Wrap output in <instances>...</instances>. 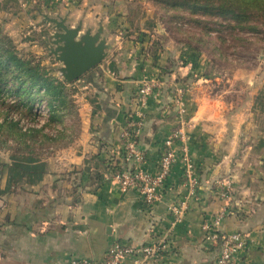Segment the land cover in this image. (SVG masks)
I'll return each mask as SVG.
<instances>
[{"label":"crops","instance_id":"0c3cea01","mask_svg":"<svg viewBox=\"0 0 264 264\" xmlns=\"http://www.w3.org/2000/svg\"><path fill=\"white\" fill-rule=\"evenodd\" d=\"M59 10L62 18L52 20L78 28L77 38L89 34L104 45V60L71 83L62 78L63 65L47 43L62 31L51 21L35 22L23 36L16 21L23 12L21 0H0V34L16 43V51L38 60L67 90V104L59 113L64 125L43 128L50 140L29 139L26 154H13L12 175L0 192V264L95 261L114 242L144 245L163 236L172 251L156 264H213L217 250L203 241L201 224L226 203L218 197L215 181L230 184L220 230L243 232L248 238L238 264H264V87L247 102L233 103L213 94L211 80L197 79L190 66L169 68L163 46L158 51L151 35L131 31L136 19L127 0L65 3ZM145 79L183 81L187 87L185 130L200 188L177 223L170 207L187 195L181 164L166 178L162 200L152 209L135 192L121 193L108 178L111 159L131 167L117 155L119 135L136 108L137 85ZM170 101L171 90L164 87L144 110L137 146L144 155L142 168L150 173L164 140L179 126ZM70 119L76 124H68Z\"/></svg>","mask_w":264,"mask_h":264},{"label":"rangeland","instance_id":"374dc122","mask_svg":"<svg viewBox=\"0 0 264 264\" xmlns=\"http://www.w3.org/2000/svg\"><path fill=\"white\" fill-rule=\"evenodd\" d=\"M85 1L89 4L93 0H21L23 12L16 17V21L22 27L20 31L24 36L27 27L33 26L35 22L45 24L54 18H62L59 8L62 9L65 3L68 6H80ZM127 1L131 2L132 16L136 19L130 27L131 31L138 30L151 35L152 46L158 51L163 46L169 53L166 57V66L169 68L177 63L190 66L195 70L197 79L211 80L208 86L213 94H223L233 103H240L242 100L247 102L253 94H258V88L264 87V14L248 15L252 19L249 25L255 28L248 30L247 26L240 28L242 24L236 26L234 22L227 23V20L215 17L210 12L205 14L203 11L176 5L175 0ZM54 39L48 38L47 41L53 48ZM14 44L17 48L16 43ZM18 53L19 57L28 58L25 53ZM253 80L255 84L252 85ZM3 87L0 93L3 100L1 105L0 98V122L3 119L16 121L21 130L26 127L47 126V123L50 129L64 125L62 120L54 122L50 118L46 101L41 95L35 94V100L27 103L24 108L20 107V110L14 107L20 100L5 93V90L13 88L12 84ZM28 106H31L30 117L24 115ZM75 122L76 120L70 119L67 123L75 125ZM0 141L3 142L0 144V163L7 164L3 170L4 177L0 173L1 192L6 189L5 179L12 175L10 164L13 154L21 156L28 149H20L13 137L5 135L4 129L0 132Z\"/></svg>","mask_w":264,"mask_h":264},{"label":"built area","instance_id":"2783aa9c","mask_svg":"<svg viewBox=\"0 0 264 264\" xmlns=\"http://www.w3.org/2000/svg\"><path fill=\"white\" fill-rule=\"evenodd\" d=\"M164 87L171 90L169 107L177 117L179 126L164 140L155 172L150 173L142 168L144 155L137 146V139L144 126V110L150 99L154 95H159ZM186 93V85L175 81L145 79L138 83L137 105L120 131V147L117 153L118 156L129 161L131 167H120L113 160L108 175L109 180L116 184L121 193L135 192L145 208L152 209L162 200L166 178L177 164H181L183 186L187 188V195L185 200L178 205L170 207L173 223H177L183 218L188 202L197 199L196 193L200 188L197 169L187 144ZM213 185L218 197L226 203L218 214L203 220L201 224L203 241L209 248L217 250L213 264H238L246 250L248 238L243 232L224 233L220 230L221 221L227 214L229 206L230 184L215 181ZM171 251L166 236L144 245H132L117 241L107 248L100 260H71L68 264H122L127 259L131 260L133 264H156L160 259L171 254Z\"/></svg>","mask_w":264,"mask_h":264},{"label":"trees","instance_id":"16d2710c","mask_svg":"<svg viewBox=\"0 0 264 264\" xmlns=\"http://www.w3.org/2000/svg\"><path fill=\"white\" fill-rule=\"evenodd\" d=\"M175 2L176 5L203 11L205 14L210 12L215 17L227 20V23L234 22L236 26L242 24L240 28L247 26L246 29L248 30L255 29L249 25L252 19L248 15L264 14V0H175ZM143 36L146 37V35ZM178 83L184 84L183 81H178ZM8 84H12L13 88L5 90V93L20 100L18 101L19 104L14 106L16 109L24 108L27 103L35 100V94H39L46 101L50 118L54 119V122L61 120L59 113L67 104L65 85L50 76L46 68L41 66L35 58L30 56L28 58L19 57L13 43L0 34V93L3 91V86ZM1 101L2 105V98ZM30 109L31 106H28L27 110L24 111L25 116H31ZM43 128L50 129L48 123L47 126L26 127V129L21 130L16 121L3 119L0 122V132L4 129L5 135L13 137L18 142L20 149L24 150L28 149L26 141L29 139L32 142L39 141V143L50 140ZM2 141L0 144L3 143ZM6 166L7 164L0 163L1 177H4L3 170Z\"/></svg>","mask_w":264,"mask_h":264},{"label":"water","instance_id":"95a60500","mask_svg":"<svg viewBox=\"0 0 264 264\" xmlns=\"http://www.w3.org/2000/svg\"><path fill=\"white\" fill-rule=\"evenodd\" d=\"M62 33L56 34L52 54L63 65L62 78L71 83L96 68L104 60V45L96 38L86 34L78 37L79 29H69L64 22L50 20ZM97 43V44H96Z\"/></svg>","mask_w":264,"mask_h":264}]
</instances>
